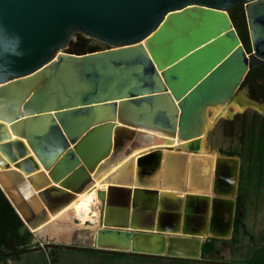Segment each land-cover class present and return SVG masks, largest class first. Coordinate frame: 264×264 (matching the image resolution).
Here are the masks:
<instances>
[{
	"label": "water",
	"instance_id": "water-1",
	"mask_svg": "<svg viewBox=\"0 0 264 264\" xmlns=\"http://www.w3.org/2000/svg\"><path fill=\"white\" fill-rule=\"evenodd\" d=\"M236 4L244 5L250 52L228 14ZM260 65L264 0H0V121L47 171L29 175L36 167L29 157L15 163L26 177L0 170V196L31 231L44 221L45 209L66 205L124 145L120 159L142 146L137 136L145 131L199 152L204 110L247 94L242 83ZM15 144L23 158L22 144ZM10 145L0 151L13 162ZM121 192L124 200L113 201ZM140 193L151 196L145 227L133 223ZM97 198L95 249L177 256L174 251L189 248V239L153 233L157 190L110 185ZM116 205L124 209L119 223L110 217ZM184 213L187 224L191 217ZM8 245L14 249L9 238Z\"/></svg>",
	"mask_w": 264,
	"mask_h": 264
},
{
	"label": "rangeland",
	"instance_id": "rangeland-1",
	"mask_svg": "<svg viewBox=\"0 0 264 264\" xmlns=\"http://www.w3.org/2000/svg\"><path fill=\"white\" fill-rule=\"evenodd\" d=\"M240 102L241 101H232L231 103L222 105V107L208 109L206 111L208 125L206 128L205 135L199 143V146L201 148L198 152L199 154L187 155L186 152L189 151L186 148L181 147L182 144L177 147H162V145H157V147L156 145L152 146V148L154 147L160 150L170 152L168 159L171 160L172 158V160H174L171 162H175L173 165L175 167L172 168L176 171L178 170L180 174V182L178 183V185H185L190 190V187L191 189H195V187L200 185V181H202L203 178L205 181H207L208 178L202 176L203 174L201 169L203 167L200 166V163L194 162L199 160L197 156L203 153L216 156H223L220 153V150L226 151L236 145L235 139L231 140L230 138L224 136V122L226 120H230L227 117L230 112L234 113L235 116L237 114L251 113L253 111L252 109L246 108V106ZM236 106H239V109L236 108ZM258 113H261V111H259ZM151 140V138H148L147 141ZM127 147V144L124 145L115 159L120 158L123 151H125ZM191 160L194 163L192 162V165H189V171H187L186 168H183L184 165H180L186 164L187 162L190 163ZM181 161L183 162L179 163ZM139 164L141 167L139 166L137 167V170L135 169L137 174H139L140 170L142 171L144 169L143 163L140 162ZM151 164L152 163H149V165ZM110 165L109 163L105 164L103 167H101L98 173L104 174L105 172H107L108 167L110 168ZM176 165L178 166L176 167ZM181 168H183V170ZM186 179L189 180V182H187ZM130 180L131 177L129 181ZM197 180H200L199 183H197ZM186 182L192 185L190 186L188 184V186ZM250 188V199L246 206L245 213L243 214L245 215V219L242 223L243 227L241 229V234L239 237L240 242L234 244L232 238L235 236L231 235L226 236L224 239L217 238L219 242L216 245L215 253L212 255H207L205 258H201V256L195 258H186L174 255L171 256L167 254L160 256H147V258L145 259L132 258L130 256H126L129 254H134L131 252H119L125 253V256L113 257L110 254L95 255L89 252L75 251L74 249H59L55 250L54 253L51 254L50 251L55 248H50V246L54 245L68 246L72 248L95 249L94 234L95 231L98 229L99 225L95 226L94 224L87 223L86 226H81L79 220L73 219V227H70L71 229L69 231H63L62 229H58L56 228V225L50 227L51 229L48 228L47 230L49 232L46 230L47 232L45 231L43 234L39 235L29 231L32 237L29 244L25 248L27 251L17 256L16 259L8 258L6 259L5 263L0 264H241L242 260L247 259L250 256L252 250L255 247H259L262 245V234L264 233V182L262 185L259 186L257 182H254ZM232 197H235V195ZM234 199H236V197ZM213 210L214 208L208 211H212L213 213ZM97 212L99 215V209ZM221 217V221L223 222H225V220L228 218L226 213L222 214ZM213 224L214 223L210 222V225ZM24 231L28 230L24 229ZM208 239L210 238L208 237L206 239H203V241H207ZM52 257L54 258V261L52 260ZM150 260H155V262H152Z\"/></svg>",
	"mask_w": 264,
	"mask_h": 264
},
{
	"label": "bare ground",
	"instance_id": "bare-ground-1",
	"mask_svg": "<svg viewBox=\"0 0 264 264\" xmlns=\"http://www.w3.org/2000/svg\"><path fill=\"white\" fill-rule=\"evenodd\" d=\"M217 107H222V105H216V106L208 107L203 112V128H202V136L203 137L205 135L206 128L208 125V118L206 117V115H207L206 111L208 109H214ZM236 108L239 109V106H236ZM223 110H224V108H223ZM148 138H151L152 140L147 141ZM163 139H167V138L164 135L157 133V132L145 131V132H143V134H139L137 136V140L139 141L140 144H142V146L134 149L128 156L122 157L121 159L118 158V159H115L113 161L107 162V163H109V165L111 164L110 168L108 167L107 172H105L104 174H99L98 171H100L101 167H103L107 163L103 164L98 169L97 172H94L91 174V179H92L91 183L82 192L74 194L72 199L66 205L59 207L57 210H55L53 212H50L47 209H45L44 221L38 227H36L34 229H30L31 232L38 234V235L43 234L48 228L51 229L50 227H52L54 225H56L57 226L56 228H58V229H62L63 231L64 230L69 231L71 229L70 227H73L72 226L73 225V222H72L73 219L79 220L81 226H86L87 223H91V224H94L95 226H98L99 225V215L97 212L98 211L97 208H98V204H99V201L97 198V191L98 190H106L110 185L120 186V185H123L125 183L128 184L130 177H131V179H133V181L135 180L138 182V174L136 173L138 158L141 157L142 155H144V153H147L150 149H158V148H154V147L152 148V146L156 145V147H157V145H162V147H177L180 144L185 145L187 143V142L179 140L178 138H175V139H173V144L168 145L166 140H163ZM17 141H20V143L22 144V147L25 151V156L23 158L21 156H19V151H20L19 148L20 147H18V145L15 144V142H17ZM9 143L11 144L9 147L10 154L12 155V157H15V160L13 162H9L6 159V157H4V155L0 151V161L3 162L0 164V170L1 171H5L6 168L15 169V163L20 162L23 159L29 157L30 159H32V161L35 163V166H36L34 168V170L31 173H29V175H33L35 173H39L38 175H42V176L47 175V171H44L43 168L39 165V163L36 160V158L34 157L32 151L30 150V148L26 144V141L24 139L17 138L15 135H13L11 133L9 123L0 121V145L9 144ZM148 147H151V148H148ZM161 151H162L161 153L163 156H162V159L160 160L159 171L157 172V176H159L161 178V180L163 181V183L161 182V185L164 184V186H161V188L163 187V189H166L168 191H174V192L181 190L180 188L178 189L176 186H174V185H178V183L180 182L179 171L178 170L176 171L175 169L172 168V167H175V166H173L175 162L174 163L171 162L174 159L173 160H172V158H171V160L168 159V157L170 155V153L168 151H164V150H161ZM197 158L199 160L194 161V162L200 163V166L203 167L201 169L202 174H203L202 176L205 178H210V176L212 175V172L215 171V167H217L220 163L219 158L216 155H210L207 153H203V154L197 156ZM182 162L183 161H181L179 163H182ZM192 162L193 161L191 160L190 163L187 162L186 164H180V165L181 166L184 165L183 168L184 169L186 168V170L189 171V165L190 164L192 165ZM6 164H7V166H6ZM236 164L238 165V163H236ZM177 166L178 165H176V167ZM183 168H181V169L183 170ZM15 170L19 171L18 169H15ZM19 172L22 173V175H24L26 177V175L23 172H21V171H19ZM232 172H233V170H232ZM209 173H210V176H209ZM234 175H235V173L233 174V176ZM159 177H158V179H159ZM212 179H214V178H212ZM151 180H153V179H151ZM203 180H204V178H203ZM203 180L202 181L199 180L200 184L202 182H203V184L206 183V181L204 180L205 181V183H204ZM158 181H160V180H158ZM199 181L197 180V183H199ZM165 182L168 183L170 186H166ZM187 182H189V180H187ZM49 184H51V182ZM188 184L190 186L192 185L190 183H187V185ZM155 185H157V184H155ZM205 187H207V186H205ZM203 190H205V189H203ZM189 191H201V190L191 189V187H190ZM160 192H159V195H160ZM173 195H174V193H173ZM178 196H181V195L178 194ZM220 210H221V215L223 214L224 211L225 212L230 211V215L225 220V223L219 224L218 227H216L215 229L214 228L210 229V234L213 235V233H215V234L217 233V235L219 237H226L229 235L230 229H231V218L233 215L232 214L233 205H232V203H230V206L228 205L227 207L221 208ZM182 231H183V229H182ZM215 231H217V232H215ZM199 243H200V241H198V240H191L189 243L188 249L180 250V251H174L173 253L177 256L186 257V258L187 257H197Z\"/></svg>",
	"mask_w": 264,
	"mask_h": 264
},
{
	"label": "crops",
	"instance_id": "crops-1",
	"mask_svg": "<svg viewBox=\"0 0 264 264\" xmlns=\"http://www.w3.org/2000/svg\"><path fill=\"white\" fill-rule=\"evenodd\" d=\"M161 152L162 151L160 150L159 152L151 155H149L148 153H144V155H142L144 156V158L139 160L141 163H143L144 169L142 171L141 170L139 171L138 182L135 180L133 181V179H131L128 182L129 185L125 183L122 186H125L130 189H134L135 187H142V188L144 187L145 189H151V190L156 189L158 192L161 191L159 195L161 201V205H160L161 207L158 205L157 210L152 216L151 224L154 229L153 233H160L164 237H175V238L183 237L189 240H198L200 241L199 247L201 253V246L205 242L202 239H206L208 237L210 239L225 238V237H219L217 233L216 234L213 233V235H211L210 229L213 228L215 229L216 227H218V223H220V219L222 218L221 210H220L221 208L227 207L228 206L227 204H229L230 206V203H232L234 210L235 197L232 196L236 195V188H237L236 177L240 165L239 159L237 157L220 156V155L217 156L220 162L219 163L220 172L224 173L227 171H231L232 174L235 173L234 175L235 178L232 175V179H229V185H225L224 189L220 188L222 184L219 186V183L217 181L219 180L217 177L218 174L216 175L215 171L213 170L214 172H212V175L210 177L211 179L208 178L206 183L204 181L205 184H203L202 182L200 185L195 187V189H199L201 191H189L187 186L185 185L183 186L180 184L174 186H176L178 189L180 188L181 190L174 192L163 189V187L161 188V186H164V184L161 185V182L163 183V181L159 176H157V172L159 171V167H160V160L162 159L163 156ZM186 154L189 155V154H199V153L186 152ZM149 163L152 164L149 165ZM236 163H238V165ZM165 184L166 186H170L166 182ZM178 194L181 196H178ZM123 200H124V193L122 192L117 193L113 198V201H123ZM150 200H151V196L147 194L140 193L137 196V209L135 210L136 215L133 219V223H135L139 227H145L151 221V215H150L151 213H149L150 211L149 209H147ZM186 204H187V208H186ZM212 208H214L213 213L212 211H208V210H212ZM185 209H187L188 216L191 217V221H189L187 224H184ZM109 210H111L110 217L115 223H119L118 221H120L121 218L123 219L124 209L118 207V205H116L115 207H111V209ZM218 213H220V215ZM130 220H131V212L129 214V221ZM210 222L214 224L210 225ZM229 235L231 236L233 235L232 223H231V229ZM126 256H130L132 258H144V259L147 258V255L141 256L140 254H129Z\"/></svg>",
	"mask_w": 264,
	"mask_h": 264
},
{
	"label": "trees",
	"instance_id": "trees-1",
	"mask_svg": "<svg viewBox=\"0 0 264 264\" xmlns=\"http://www.w3.org/2000/svg\"><path fill=\"white\" fill-rule=\"evenodd\" d=\"M232 23L238 24L240 30V40L243 47L247 52H250V41L248 30L246 26L244 5L236 4L228 11ZM250 71L246 75L242 84L249 78ZM224 136L231 140H236V145L226 151L220 150L223 156L238 157L241 161L240 168V182L239 192L237 196V208L242 204V198H245L243 202V209L241 212L244 214L246 206L250 199L251 186L254 182L262 185L264 182V117L257 113H243L237 114L232 119L224 122ZM236 223L234 226V232L237 237H233L234 244L240 242L242 223L245 219V215L242 217L236 216ZM20 228L23 227L19 216L16 214L9 201L0 196V263H5L6 259L11 257H5L3 255L2 248L9 250L8 238L14 247L22 246L26 248L31 240V233L25 231L23 235L20 234ZM219 241L217 239H209L205 241L201 246V258H205L208 254H214L216 251V245ZM75 251L89 252L92 254H110L113 257H124V253L114 251H100L93 248H73ZM59 248L52 249L51 254ZM53 256V255H52ZM14 259L17 256L12 257ZM54 261V258L52 257ZM155 262V260H150ZM241 264H264V233L262 234V245L255 247L250 256L247 259L242 260Z\"/></svg>",
	"mask_w": 264,
	"mask_h": 264
},
{
	"label": "flooded vegetation",
	"instance_id": "flooded-vegetation-1",
	"mask_svg": "<svg viewBox=\"0 0 264 264\" xmlns=\"http://www.w3.org/2000/svg\"><path fill=\"white\" fill-rule=\"evenodd\" d=\"M76 37L78 38H83L85 40H90L87 37L82 36L81 34H76ZM103 46H107L106 44H101ZM242 87H247V94H244L241 98L238 99V101H241L240 103H242L243 105L246 106V108L252 109L253 111L251 113H257L261 116L264 117V65H260L257 68L250 70V75L249 78L245 81L244 84H242ZM241 87V88H242ZM259 111H261V113H258ZM239 168H238V173H237V188H236V199H235V207H234V211H233V215H232V220L231 223L233 225V235L237 237V234L234 232V226L235 223L237 221L236 216L238 217H242L243 213L240 211L241 209H243V207H241V204L239 205V209L237 208V196H238V192H239V182H240V168H241V161L239 159ZM220 172V171H219ZM218 172V183L221 189H224L225 185H229V179L232 178L231 171H227V172ZM217 175V174H216ZM224 177V178H223ZM226 181V184H225ZM226 213L227 217H229L230 215V211L227 212H223V214ZM242 213V214H240ZM220 215V213H218ZM225 222L221 221L220 219V223L219 224H223ZM25 233L24 228H20V234L23 235ZM13 246V244H12ZM13 250H11L9 248V250H6L5 248H2V251L4 252L3 255L5 257H15V256H19L21 254H23V251L26 250L24 248H22V246L19 247H14L13 246ZM210 255V254H208ZM201 256V253H200Z\"/></svg>",
	"mask_w": 264,
	"mask_h": 264
}]
</instances>
